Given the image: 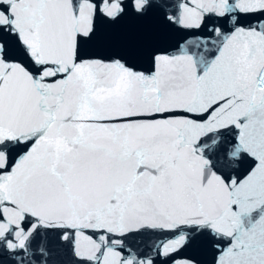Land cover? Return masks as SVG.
Masks as SVG:
<instances>
[{"label":"snow or ice","instance_id":"1","mask_svg":"<svg viewBox=\"0 0 264 264\" xmlns=\"http://www.w3.org/2000/svg\"><path fill=\"white\" fill-rule=\"evenodd\" d=\"M0 264H264V0H0Z\"/></svg>","mask_w":264,"mask_h":264}]
</instances>
